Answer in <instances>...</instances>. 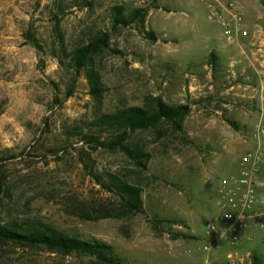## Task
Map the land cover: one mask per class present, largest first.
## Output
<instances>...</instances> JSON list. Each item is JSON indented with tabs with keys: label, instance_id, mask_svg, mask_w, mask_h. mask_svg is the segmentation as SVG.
I'll list each match as a JSON object with an SVG mask.
<instances>
[{
	"label": "rangeland",
	"instance_id": "rangeland-1",
	"mask_svg": "<svg viewBox=\"0 0 264 264\" xmlns=\"http://www.w3.org/2000/svg\"><path fill=\"white\" fill-rule=\"evenodd\" d=\"M86 1L0 0L2 221H41L101 242L119 264H249L251 253L264 262L263 235L253 241L247 233L242 261H230L227 248L201 247L219 178L237 170L264 122L262 0H232L248 33L231 37L199 0ZM112 5L144 9L143 22L114 28ZM99 32L106 44L78 67L72 50ZM89 68L99 80L96 95ZM155 98L186 110L174 122L130 132L128 142L143 152L139 162L83 139L98 132L91 123L99 113ZM107 173L140 187V212L116 210ZM257 192L264 197V164ZM0 264L107 263L0 243Z\"/></svg>",
	"mask_w": 264,
	"mask_h": 264
},
{
	"label": "trees",
	"instance_id": "trees-1",
	"mask_svg": "<svg viewBox=\"0 0 264 264\" xmlns=\"http://www.w3.org/2000/svg\"><path fill=\"white\" fill-rule=\"evenodd\" d=\"M83 2L88 4L89 1L83 0ZM262 4L264 5V0H262ZM144 14L145 10L142 8H134L129 13H125L120 5H112L110 8L111 24L114 28L120 25H128L134 21L142 23ZM32 41L34 40L32 39ZM106 42V35L99 32L83 45L73 49L72 57L77 66L84 64L91 57L92 52L104 46ZM87 75L90 92L96 95L99 80L95 79L92 71ZM185 110L186 107L183 105H169L160 98H155L145 107L129 106L114 112L99 113L91 123V126L97 128L98 132L88 131L83 133L82 137L86 141H94L96 145L112 149L118 148L131 159L139 162L143 152L139 146L128 142L127 138L130 132L152 128L163 121L174 122L185 113ZM104 132L107 134L106 139L100 140ZM107 174L108 179L104 186L119 198V208L116 210L124 215L140 212L142 210L140 187L113 173ZM2 190L7 193L3 178L0 177V191ZM0 243H13L23 247H45L62 254L81 253L94 257L103 263L119 264L108 245L64 234L41 221L28 219L24 221L15 219L2 221L0 216ZM249 264H264V262L257 254L251 253Z\"/></svg>",
	"mask_w": 264,
	"mask_h": 264
},
{
	"label": "built area",
	"instance_id": "built-area-1",
	"mask_svg": "<svg viewBox=\"0 0 264 264\" xmlns=\"http://www.w3.org/2000/svg\"><path fill=\"white\" fill-rule=\"evenodd\" d=\"M199 1L227 37L247 35L242 13L232 0ZM263 164L264 122H259L251 135V146L238 159L237 170L219 178L216 213L203 225V250L223 247L227 248L226 257L230 261L243 260L240 247L249 238L247 230L252 224L264 228V206L260 208L264 197L257 192V176Z\"/></svg>",
	"mask_w": 264,
	"mask_h": 264
},
{
	"label": "crops",
	"instance_id": "crops-1",
	"mask_svg": "<svg viewBox=\"0 0 264 264\" xmlns=\"http://www.w3.org/2000/svg\"><path fill=\"white\" fill-rule=\"evenodd\" d=\"M247 233L253 237V241H255L257 239V236H264V234H261L260 231L258 229L253 228V226L249 227V229L247 230ZM249 244H242V246H248Z\"/></svg>",
	"mask_w": 264,
	"mask_h": 264
}]
</instances>
